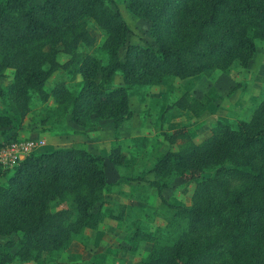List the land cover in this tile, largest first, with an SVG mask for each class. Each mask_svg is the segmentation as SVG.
Wrapping results in <instances>:
<instances>
[{
  "label": "trees",
  "instance_id": "16d2710c",
  "mask_svg": "<svg viewBox=\"0 0 264 264\" xmlns=\"http://www.w3.org/2000/svg\"><path fill=\"white\" fill-rule=\"evenodd\" d=\"M107 1L0 0V78L13 71L0 87V134H11L0 147L15 139L12 116L21 121L33 98H51L77 125L95 114L111 119L116 130L131 117L127 92L134 85L209 76L233 62L246 66L264 43V0H124L133 15L149 21L154 46L125 45L129 28ZM87 18L104 36L102 64L87 51L95 44ZM58 70L69 78L79 73L78 90L59 81L46 92L45 82ZM260 81L264 85V73ZM210 103L207 95L184 90L164 109L197 117ZM207 130L199 142L184 126L161 132L175 148L155 160L148 184L173 213L170 229L133 231L131 239L151 245L141 264H264V93L247 118L216 119ZM106 156L116 164L119 147ZM170 175L192 182L188 205L163 197ZM105 185L103 156L84 148L25 156L0 183V264L36 262L44 254L58 260L74 235L96 229L101 213L92 207ZM53 201L60 207L51 210Z\"/></svg>",
  "mask_w": 264,
  "mask_h": 264
},
{
  "label": "rangeland",
  "instance_id": "374dc122",
  "mask_svg": "<svg viewBox=\"0 0 264 264\" xmlns=\"http://www.w3.org/2000/svg\"><path fill=\"white\" fill-rule=\"evenodd\" d=\"M41 2L29 0V3ZM107 7L117 11L129 28L125 45H155L149 21L133 15L124 0H108ZM86 22L95 37L94 47L87 51L102 64L106 59L100 49L104 36L90 19L87 18ZM124 47L119 52L121 58ZM62 58L59 56L60 60ZM12 72V69L5 70V75L0 78V87L11 81ZM263 73L264 43H257V50L246 66L233 62L227 69L214 71L209 76L170 78L149 87L134 85L127 92L131 117L116 130L111 119L95 114H90L86 125H77L68 114L60 113L51 98L44 102L33 98L29 112L21 121L19 117L12 116L11 123L16 126L12 141H35L31 153L56 147H81L90 153L100 154L104 158L106 185L102 189V200L92 207V211L99 210L101 213L96 229H84L74 235L67 248L57 255L58 260L44 254L36 262L23 264H141L151 245L131 239L133 231L137 227L145 232L170 229L173 213L159 202L155 189L148 184L154 178L148 170L155 160L164 151L175 148L163 140L161 132L184 126L191 138L199 142L216 119L235 122L247 118L264 93V85L260 81ZM59 81L74 91L81 84L79 73L69 78L64 70H58L45 82L46 92ZM114 83H121L118 75L114 77ZM184 90L193 97L207 95L211 99L199 116L194 117L187 111L164 109ZM0 113H5L1 102ZM7 135L11 134H0V140H6ZM113 146H118L120 150L121 157L117 158L116 164L106 156ZM13 167H2L4 172L0 175V183L5 182ZM164 180L163 197L174 204L188 205L192 182L176 175ZM66 205L69 203L66 202ZM58 207V202L50 203L51 210ZM4 239L0 237V241Z\"/></svg>",
  "mask_w": 264,
  "mask_h": 264
},
{
  "label": "built area",
  "instance_id": "2783aa9c",
  "mask_svg": "<svg viewBox=\"0 0 264 264\" xmlns=\"http://www.w3.org/2000/svg\"><path fill=\"white\" fill-rule=\"evenodd\" d=\"M35 141L15 140L0 147V165L2 167L15 166L34 149Z\"/></svg>",
  "mask_w": 264,
  "mask_h": 264
},
{
  "label": "crops",
  "instance_id": "0c3cea01",
  "mask_svg": "<svg viewBox=\"0 0 264 264\" xmlns=\"http://www.w3.org/2000/svg\"><path fill=\"white\" fill-rule=\"evenodd\" d=\"M0 141H1V140H0ZM98 225H99V223H98ZM98 225H97V226H98ZM62 255H63V254H62Z\"/></svg>",
  "mask_w": 264,
  "mask_h": 264
}]
</instances>
